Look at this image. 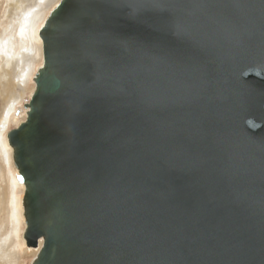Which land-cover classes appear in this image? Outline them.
<instances>
[{"label": "water", "instance_id": "95a60500", "mask_svg": "<svg viewBox=\"0 0 264 264\" xmlns=\"http://www.w3.org/2000/svg\"><path fill=\"white\" fill-rule=\"evenodd\" d=\"M39 35L31 264H264V0H61Z\"/></svg>", "mask_w": 264, "mask_h": 264}, {"label": "bare ground", "instance_id": "6f19581e", "mask_svg": "<svg viewBox=\"0 0 264 264\" xmlns=\"http://www.w3.org/2000/svg\"><path fill=\"white\" fill-rule=\"evenodd\" d=\"M28 1H31L30 5L26 4ZM37 1L40 3L37 4V2H35L34 0H9L10 2L9 11L13 12V16H15L16 19L14 26H12L11 32L9 33V35L11 36L3 40L0 39V54H2L1 55L2 57L0 58L2 61L0 79L5 80L4 82H2V88H3L2 103H4V106L0 112V144L2 151L5 154V162L8 167L10 165L13 166V159H12V150L9 147L6 140V135L9 132L7 128V124H10L15 120L14 112L18 107H20V103L24 95L22 89L25 90L26 84L28 83L29 79L33 83V78L36 72L38 71V69H40V67L43 64L42 41L39 35L40 32L38 33V30L41 28V26H44L45 21L47 20L49 14L51 13V12L46 13L45 9H47L46 7L48 6L53 5L52 8L53 10L60 3L61 0H37ZM45 3L46 5L43 6ZM38 6L43 7V10H41V7ZM36 7L38 8L36 9ZM8 13L9 12H7V14ZM15 29L19 30L20 33L19 38L16 35H14ZM18 39H20L19 41L20 45H18V42L16 43ZM32 41L36 43L35 47L32 46ZM12 45L15 47L16 45H18L17 49L24 50V54H22L20 59H18L14 67L10 68L14 63L13 62L14 53L12 55H11L12 52L10 53V49H11L10 46ZM14 51H16L17 54L16 48ZM10 55L13 57H11V60L8 61L7 58L10 57ZM35 61L40 64L38 67H35L34 65ZM5 67L7 68L6 70ZM31 76L33 77L30 78ZM23 77L25 78V81ZM17 89H20L21 92H17ZM33 91H34V87H33ZM24 105L22 107L23 111H24ZM25 113L26 111H24V114ZM18 182H20V180ZM18 182L17 181L12 182V190H11L12 194L18 190ZM12 197L13 200L11 203L13 206V215H11V217L12 220L14 219L13 222L14 228L12 231L16 235V240H17L19 239V233H18V228L15 227V224L20 226L21 222L22 225L24 222V219L22 217L23 216L22 197L20 198V196L17 195V192L14 193ZM22 235L23 234H21L20 237H22ZM20 242H22L23 245L21 243H14L12 241L9 243V245L7 246L5 245V249L9 251V250H14L16 248L17 250H20L22 253H25L26 256H31L33 259H35L42 246V241L40 240L38 244V248L35 249L27 248L24 245L23 238L21 239ZM22 246H24V248ZM12 257L13 254H10V259L8 258L6 251L4 252L3 250V245L0 244V264H11Z\"/></svg>", "mask_w": 264, "mask_h": 264}, {"label": "rangeland", "instance_id": "374dc122", "mask_svg": "<svg viewBox=\"0 0 264 264\" xmlns=\"http://www.w3.org/2000/svg\"><path fill=\"white\" fill-rule=\"evenodd\" d=\"M35 2H38L37 0H34ZM42 2V1H41ZM31 1H28L26 4L30 5ZM9 0H0V39L3 40L5 38H9L11 35H9V33L11 32L12 26H14L15 23V19L16 17L13 16V12L9 11ZM46 3L43 5L45 6ZM41 7V6H38ZM36 7V9L38 8ZM47 9H45L46 13H49L52 11L53 5L52 6H48L46 7ZM41 10H43V7H41ZM40 11V10H39ZM7 12H9L7 14ZM43 26H41L42 28ZM6 28V29H4ZM41 28L38 30V33L40 32ZM8 29V30H7ZM8 33V34H6ZM14 35H16L19 38V30L15 29ZM39 38V37H38ZM20 39H18L16 41V43L18 42V45H20L19 42ZM18 45L15 46H10V53L11 55L13 54V56L10 55V57H6L8 61L11 60V57H13V65L10 67H14V65L17 63L18 59H20V57L22 56V54H24V50H19ZM32 46L35 47L36 43L32 41ZM13 47V48H12ZM16 48L17 50V54L16 51H14ZM20 56H19V55ZM2 54H0V58ZM19 56V57H18ZM18 57V58H17ZM37 61V60H36ZM34 62L35 67H38L40 64L37 62ZM37 63V64H36ZM12 64V63H11ZM1 66H2V61L0 59V74H1ZM21 66V63H20ZM8 68V69H10ZM7 68L5 67V70ZM14 70V69H13ZM33 76H31L30 78H32ZM24 81L25 78L23 77ZM5 80L0 79V112L4 106V103H2V96H3V88H2V82H4ZM27 82V81H26ZM33 83L31 82V80L29 79L28 83L26 84V88L25 90L22 89L23 91V99L20 103V107H18L15 112H14V122L7 124V128L8 131H10L11 129L17 127V125L21 122H23L25 120V114L23 111V105L29 102L30 100V94L33 91ZM17 92H21L20 89H17ZM18 111V112H17ZM12 164V163H11ZM13 181H19V177H17L16 175V171L14 170L13 166L10 165L9 167L6 165L5 162V154L2 151L1 148V144H0V244L3 245V250L4 252L6 251V254L8 256V258L10 259V254H13V257L11 258V264H31L33 258L31 256H26L25 253H22L20 250H17L16 248L14 250H7L5 249V245H9L10 242H14V243H21L23 245L21 241L22 237L21 234H23L24 232V225L18 226L17 224H15V227L18 228V233H19V239L16 240V235L13 233V228H14V219L12 220L11 215H13V206H12V200H13V194L17 192V195L22 196V189H23V185L20 182H18V190L15 191L13 194L11 192L12 190V182ZM22 229V230H21ZM24 248V246H22Z\"/></svg>", "mask_w": 264, "mask_h": 264}]
</instances>
